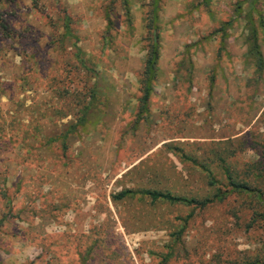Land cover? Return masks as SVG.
Listing matches in <instances>:
<instances>
[{
	"label": "rangeland",
	"instance_id": "rangeland-1",
	"mask_svg": "<svg viewBox=\"0 0 264 264\" xmlns=\"http://www.w3.org/2000/svg\"><path fill=\"white\" fill-rule=\"evenodd\" d=\"M256 258L264 0H0V264Z\"/></svg>",
	"mask_w": 264,
	"mask_h": 264
},
{
	"label": "trees",
	"instance_id": "trees-1",
	"mask_svg": "<svg viewBox=\"0 0 264 264\" xmlns=\"http://www.w3.org/2000/svg\"><path fill=\"white\" fill-rule=\"evenodd\" d=\"M156 2L159 3L160 0H156ZM256 50H257V48H256ZM255 52H257V51H255ZM158 61H159V54H158L157 48L153 47V51L150 52L147 56V62L145 64V71L143 74V79L141 80L142 92H143V97L141 98V100L144 104L149 103V100H150L151 95H152V91H153L152 84H153V81L155 80V78L157 76ZM237 188L245 189V190L250 189L249 187H247V185L245 187L243 185H238ZM128 194H129V192H124L120 195L119 198H124V197L128 196ZM148 194L151 196V198L153 200H159V199L171 200V201L178 200L175 197H172L171 195H163L160 193H153V192H148ZM259 198L261 199L262 195H260ZM252 264H264V258H261V259L256 258V261L252 262Z\"/></svg>",
	"mask_w": 264,
	"mask_h": 264
}]
</instances>
